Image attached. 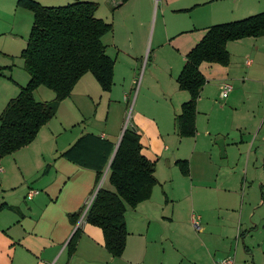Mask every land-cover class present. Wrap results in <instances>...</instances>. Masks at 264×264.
I'll return each instance as SVG.
<instances>
[{
    "label": "crops",
    "instance_id": "0c3cea01",
    "mask_svg": "<svg viewBox=\"0 0 264 264\" xmlns=\"http://www.w3.org/2000/svg\"><path fill=\"white\" fill-rule=\"evenodd\" d=\"M87 1L98 3L96 16L113 27L102 39H106L107 54L116 61L114 85L111 91L101 94L100 104L103 95L108 97L109 109L112 102L118 101L114 97L115 93L120 94L116 90L118 76V79H122V99L125 100L128 96L126 88L131 82L130 75L125 76L126 63L131 64L139 56L142 57L149 44L151 51L153 48L155 50L152 61L156 62V68L159 67V56H167V75L162 79L155 97L148 82L143 92L139 90L134 103L133 127L141 135L144 154L156 162L155 176L158 182L148 200L135 208L128 207V236L126 248L120 257H114L107 251L101 228L85 220L78 226L79 219L77 223H72L69 214L82 209L97 188L105 187L102 185L103 179L107 176L108 180L109 162L114 154L113 151L100 182L96 184L93 167L83 166L63 155L80 137L91 133L89 130L73 133L70 129L71 134L60 141L57 139L52 147L45 144L48 137L54 140L57 134L60 136L62 128L64 133L74 124L76 127L72 129L79 128L76 122L85 105L80 107L78 102L76 109L72 104V123L61 121L55 132L46 124L33 142L13 153L17 160L0 159V264H219L218 251L224 250L225 246L218 237L224 240L228 238L227 228L216 226L209 237L206 234L205 238H189L191 218L188 209L179 203L194 193L199 199L212 203V208L226 213L235 211L239 181L246 179L251 150L261 129L257 126L258 121L261 124V118L256 121L252 118L255 114L252 116L245 110L251 84L245 82V76H241L238 64L234 62V53L247 55V44L257 45L258 41H264V36L228 42L231 60L227 66L201 63L200 70L206 84L197 103V133L194 137H179L170 124L171 118L175 119L180 112L182 103L190 97L187 91L179 88L177 76L185 63V56L205 36L209 27L263 12L264 0ZM120 59L125 67H120L118 72ZM86 77L83 80L85 89L96 94V85L89 76ZM28 79L24 82L27 83ZM132 81L134 83L135 79ZM226 81L234 85L228 100L221 99L219 95L220 87ZM257 84L261 86L255 89L256 92L263 93L264 82ZM20 86L19 83L18 92ZM36 94L46 95L41 86L35 91ZM218 99L226 101L220 103ZM8 100L6 98L4 102ZM64 103L65 100L59 104L57 113ZM221 114H224L226 122L218 121ZM97 136L113 141L106 131H101ZM219 137L227 145L225 153L218 145ZM165 138L177 142L175 151L170 155ZM93 147H96V143ZM189 147L190 153L186 155ZM90 149L85 152L88 156H91ZM258 150L261 152L259 162L264 168V145L260 143ZM30 155L32 161L26 164L23 157ZM177 160L188 161L189 175L182 174ZM243 173L244 177L241 176ZM258 177L261 179L263 175L260 173ZM175 179L177 185H174ZM31 189L38 192L28 199ZM202 210L205 212L204 207ZM205 224L212 228L210 218ZM78 227L77 247L69 254L68 242ZM201 227L199 232L204 233L206 226L201 223ZM239 233L245 237L247 231ZM245 249L251 252L248 246ZM224 260L220 263L223 264Z\"/></svg>",
    "mask_w": 264,
    "mask_h": 264
},
{
    "label": "trees",
    "instance_id": "16d2710c",
    "mask_svg": "<svg viewBox=\"0 0 264 264\" xmlns=\"http://www.w3.org/2000/svg\"><path fill=\"white\" fill-rule=\"evenodd\" d=\"M17 4L33 14L27 44L20 54L29 79L0 112V159L33 142L40 129L56 115L59 104L71 95L86 73L93 75L103 91H111L114 85L116 61L107 54L102 39L113 27L96 16L98 3L76 0L66 5L47 6L36 0H18ZM260 36H264V11L240 20L212 25L187 53L177 76L179 88L190 95L175 117L179 137H194L197 133V103L206 84L200 70L201 63L227 66L231 60L228 42ZM40 86L52 90L54 98L39 101L35 91ZM95 143L96 147H93ZM116 144L108 138L88 133L63 155L83 166L93 167L98 184ZM87 149L92 150L91 156L85 153ZM143 149L141 135L134 127L126 128L109 162L107 175L113 189L97 188L85 217L87 223L102 229L105 247L114 257H120L126 248L128 207L135 208L148 200L158 182L156 162L150 160ZM177 164L183 175H189L187 160H177ZM84 207L69 214L72 223H77ZM79 234L78 227L68 242L69 254L76 250Z\"/></svg>",
    "mask_w": 264,
    "mask_h": 264
},
{
    "label": "rangeland",
    "instance_id": "374dc122",
    "mask_svg": "<svg viewBox=\"0 0 264 264\" xmlns=\"http://www.w3.org/2000/svg\"><path fill=\"white\" fill-rule=\"evenodd\" d=\"M74 1L76 0H72L71 2ZM71 2H68V0H45L40 3L47 6H60ZM32 23V12L23 6H18L17 0H0V66L10 67L0 69V112L6 103L4 100L16 96L18 94L19 83L21 85L26 84L24 81L29 77L24 69V60L20 54L27 44ZM103 40L104 43H107L106 39ZM247 45L249 48L247 55L245 54L242 56V53H234V62L238 64L241 76H245V82L251 84V88L247 91L245 110H248L252 116L255 114L252 118L256 121L261 118V124L258 121L257 125L258 128L261 129L258 131L256 142L251 150L246 179L245 181L242 179L239 181V196L235 211H233V213H226L223 210L212 208V203L203 198L199 199L197 194L194 193H190L189 197L179 203V205L188 209L190 218L193 212L202 215L201 223L203 226H206L205 232L200 233L189 222V238L194 239L196 236L205 238L207 235L209 237L210 233L215 232L216 226L223 225L227 228L229 237L225 240L222 239L221 236L218 237L219 241L223 242L225 246L224 250L218 251L219 264H221L220 262L223 258L234 259V264H264V168L261 166V162H259L261 152L259 150L257 151V146H259L260 143L264 145V92L258 93L255 90L261 86V84H257V82H264V41H258L257 45L256 43ZM154 51V48L151 51L149 44L147 52H145L142 57L139 56V58L131 64L127 61L125 76L130 75L131 77L130 85L126 88L128 96H126L125 100L122 99V79H118L120 78L118 76L116 78V90H119L120 94L118 95V92L114 94L115 99H118V101L112 102L111 109L108 108L109 100L108 97H105L106 95H103L101 104L99 103V97L101 98V94H104V91L93 75L87 73L85 77H82L83 79L81 78L77 82L71 95L65 99V103L60 108L59 112L47 123V126L50 127L53 132L56 130L58 131L61 121L63 123H72L74 120L70 118V110L73 108L72 104L78 109L77 103L79 102L80 107L82 104L85 105L84 108H82V115H80L78 122H76L79 128L76 130L72 129L76 127V124H74V126L69 127L66 133L63 132L62 128V134L60 136L57 134L54 140L48 137L45 144H49L52 147V145L57 143V139L60 141L66 137V135L69 136L71 134L70 129L73 130V133L89 130L91 133L97 135L100 134L101 131H106L113 142L117 143L123 129H131L134 125L133 118L136 110L134 108V103L139 90L143 92L144 89L148 87L149 82L152 95L155 97L156 91H159V85H161L162 79L167 75V56L165 54L159 56V67L156 68V62L152 61ZM122 58H124V56ZM247 59L252 60L250 65L246 64ZM120 60L118 72L120 67H125V63L122 64L124 61L122 59ZM86 76H89L96 85V90L93 89L95 93L97 91L96 94H94V91L91 92L85 89L83 80L87 78ZM133 79H135L134 83L132 81ZM41 88L46 95L39 96L36 94V98L39 101H49L54 98V92L52 90L44 86H41ZM226 100H228V98ZM225 101L218 99L220 103H225ZM217 107L219 108V106ZM220 117L221 119L218 120L219 122H226L224 114H221ZM170 124L175 128V119L171 118ZM165 139L167 141L166 144L170 148L168 150V154L170 155L172 151H175L177 142L173 139L171 141L167 140V138ZM144 145L149 147L146 143H144ZM159 145L160 141L157 142V146ZM218 145L223 149L222 153H225V147L227 145L224 144L221 137H219ZM228 152H230V150H228ZM186 153V155L190 153V147L187 149ZM5 157L6 159L12 160H17L18 158L13 156V153ZM173 157L174 156L171 158ZM23 159L26 164L32 161L31 155L24 156ZM260 173L263 175L261 179L258 177ZM241 176L244 177V173ZM103 180L102 185L113 188L107 180V176ZM174 185H177L176 179ZM168 188L171 190L169 186ZM261 195H263L262 199ZM202 207H204L205 212H203ZM207 218H210L212 222L211 229L205 224ZM231 231L233 232L232 236ZM244 231H247V234L245 237H242L239 232L242 233ZM247 246L251 249V252L246 251L245 247Z\"/></svg>",
    "mask_w": 264,
    "mask_h": 264
},
{
    "label": "built area",
    "instance_id": "2783aa9c",
    "mask_svg": "<svg viewBox=\"0 0 264 264\" xmlns=\"http://www.w3.org/2000/svg\"><path fill=\"white\" fill-rule=\"evenodd\" d=\"M252 62V60L250 59H247L246 60V64L247 65H250ZM234 89V85L231 83V82H224L221 87H220V98L221 99H227L228 96L230 95V93L233 91ZM1 170V169H0ZM37 190H34V189H31L28 193V199H31L35 194H37ZM96 192L97 190L95 191V193L90 197L88 198V200L86 201L85 203V207H84V211L82 212V215L78 221V225L81 224L82 221L85 220V217H86V214H87V211L89 209V207L91 206L94 198H95V195H96ZM200 220H201V216L195 212H193L192 216H191V222H192V225L193 227L198 230V231H201L202 227H201V223H200ZM235 261L234 259H231V258H226L224 261H223V264H234Z\"/></svg>",
    "mask_w": 264,
    "mask_h": 264
},
{
    "label": "water",
    "instance_id": "95a60500",
    "mask_svg": "<svg viewBox=\"0 0 264 264\" xmlns=\"http://www.w3.org/2000/svg\"><path fill=\"white\" fill-rule=\"evenodd\" d=\"M125 130H126V129H123V131H122V133H121V135H120V138H119V140H118V142H117V144H116V149H115V151H114L113 156L115 155V152H116V150H117V148H118V146H119V144H120V141H121V139H122V136H123Z\"/></svg>",
    "mask_w": 264,
    "mask_h": 264
}]
</instances>
